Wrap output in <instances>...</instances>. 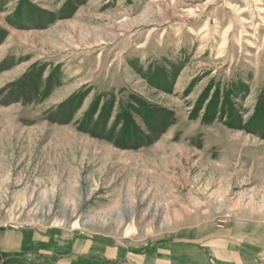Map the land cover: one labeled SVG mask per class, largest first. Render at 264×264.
I'll list each match as a JSON object with an SVG mask.
<instances>
[{"label":"rangeland","instance_id":"374dc122","mask_svg":"<svg viewBox=\"0 0 264 264\" xmlns=\"http://www.w3.org/2000/svg\"><path fill=\"white\" fill-rule=\"evenodd\" d=\"M0 236L264 264V0H0Z\"/></svg>","mask_w":264,"mask_h":264},{"label":"crops","instance_id":"0c3cea01","mask_svg":"<svg viewBox=\"0 0 264 264\" xmlns=\"http://www.w3.org/2000/svg\"><path fill=\"white\" fill-rule=\"evenodd\" d=\"M2 240L3 237L0 236V247L4 246ZM87 248L88 244L85 240L79 238L70 241L68 245L62 244V246L52 247V249L49 246H32L31 249H25L22 245H19L11 253L9 264H120L124 263L123 261H127L128 264H151L144 263L142 257L136 256L129 257L121 262L104 255L99 250Z\"/></svg>","mask_w":264,"mask_h":264}]
</instances>
